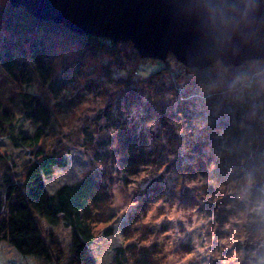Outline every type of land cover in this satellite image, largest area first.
<instances>
[{
  "label": "rangeland",
  "instance_id": "374dc122",
  "mask_svg": "<svg viewBox=\"0 0 264 264\" xmlns=\"http://www.w3.org/2000/svg\"><path fill=\"white\" fill-rule=\"evenodd\" d=\"M8 6V0H0V13ZM3 28L0 59L9 51L23 56L33 70L29 45L19 43L24 51L14 50V37ZM48 44L50 58L43 65L51 66L63 87L57 93L50 91L34 70L29 82H15L0 67V99L6 105L14 94L25 92L42 97L51 108L54 125L40 148L63 159L66 166L54 169L46 179L49 194L88 173L103 186V202L92 223L95 239L90 252L95 263L264 264V215L255 211L263 188L252 194L256 184L252 178L230 183L235 175L227 176L217 178V189L207 198L200 183L189 181L187 172L176 168L179 161L194 164L188 146L204 136L207 127L234 115L257 91L264 93L255 79V73L264 71V60L240 67L218 62L196 70L171 55L164 61L142 59L131 44L123 42L116 43L115 53L96 58L75 46ZM239 71L249 79L236 83ZM246 105V114L252 116L255 107ZM23 129L33 132L28 122ZM140 133L147 138L148 148L140 153L147 162L136 168L124 158L131 146L124 147L119 139ZM101 141L107 145L99 148ZM31 159V150L13 148L7 139H0V179L9 176L22 182ZM108 229L109 236L105 235ZM0 264L45 263L21 257L8 243L0 242Z\"/></svg>",
  "mask_w": 264,
  "mask_h": 264
},
{
  "label": "trees",
  "instance_id": "16d2710c",
  "mask_svg": "<svg viewBox=\"0 0 264 264\" xmlns=\"http://www.w3.org/2000/svg\"><path fill=\"white\" fill-rule=\"evenodd\" d=\"M0 27L14 37V50L24 51V45L19 43L29 45L34 73L54 93L63 87V81L52 75L50 65H43L45 59L50 58L46 52L47 40L50 41L48 46H75L92 58L115 53L118 47L108 39L73 34L62 26L33 18L23 8L10 5L0 13ZM22 57H15L8 51L0 59L1 69L15 82L32 79L33 70ZM257 95L249 96L248 102L237 107L234 115L228 114L227 119L207 127L206 134L188 146L193 165L187 161H179L176 165L179 172H187L189 181L202 185V195L207 198L217 189L214 185L217 178L233 175L235 178L227 182L250 177L256 182L250 190L252 194L261 188L264 190V93L257 91ZM247 103L255 107L252 116L246 114ZM165 111L170 114L167 109ZM170 117L174 119V114ZM24 122L32 125V133H25ZM53 125V112L40 96L17 92L6 105L0 99V139H7L13 148L29 149L32 153V159L24 168L22 182H15L9 176L0 179V242L8 243L21 257H33L45 264H96L90 252L95 239L92 223L95 211L100 210L99 204L103 202L104 188L95 175L88 173L78 181L48 193L46 179L52 177L54 169L66 166L63 159L53 153L46 154L40 148L41 140ZM119 142L124 147L131 146L132 153L124 152L125 160L133 162L136 168L145 165L147 158L140 154L148 148L143 133L123 135ZM100 145L107 144L101 141L99 148ZM204 149L209 152H203ZM212 162L214 168H211ZM111 234V229L105 231V235ZM261 239H264L263 235Z\"/></svg>",
  "mask_w": 264,
  "mask_h": 264
},
{
  "label": "water",
  "instance_id": "95a60500",
  "mask_svg": "<svg viewBox=\"0 0 264 264\" xmlns=\"http://www.w3.org/2000/svg\"><path fill=\"white\" fill-rule=\"evenodd\" d=\"M79 36L129 42L142 59L186 68L264 60V0H8ZM220 4L227 8L216 7ZM250 6V7H248Z\"/></svg>",
  "mask_w": 264,
  "mask_h": 264
},
{
  "label": "clouds",
  "instance_id": "9594fccd",
  "mask_svg": "<svg viewBox=\"0 0 264 264\" xmlns=\"http://www.w3.org/2000/svg\"><path fill=\"white\" fill-rule=\"evenodd\" d=\"M216 7H220L223 9V8L229 7V5L220 4V5H217ZM248 7H250V6H248ZM248 79H249V77H248L246 72L239 71L235 77V82L241 83V82H244ZM255 79L257 80L258 83H260L262 86H264V71L255 73ZM255 211L258 215H264V194L257 197V201L255 204Z\"/></svg>",
  "mask_w": 264,
  "mask_h": 264
}]
</instances>
